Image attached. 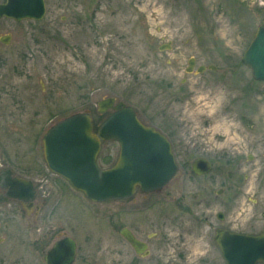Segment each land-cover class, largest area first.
Returning <instances> with one entry per match:
<instances>
[{
    "label": "rangeland",
    "instance_id": "obj_1",
    "mask_svg": "<svg viewBox=\"0 0 264 264\" xmlns=\"http://www.w3.org/2000/svg\"><path fill=\"white\" fill-rule=\"evenodd\" d=\"M45 5L41 21L0 20V36H11L9 45L0 43V144L10 154L19 151V159L31 152L25 157L40 161L41 140L54 124L87 113L97 130L109 115L98 113V103L114 98L170 141H199L215 161V188L231 192L226 217L237 227L255 219L254 231H263L264 82L252 79L241 55L264 24V0H45ZM191 58L195 65L187 74ZM200 66L206 70L197 73ZM114 150L108 141L101 154ZM232 154L247 162L228 177ZM98 163L106 165L101 158ZM43 182L48 202L57 204L54 221L46 212L35 219L19 208V224L0 227V264H45L57 232L65 230L78 244L75 264L219 263L210 235L196 239L181 258L177 225L183 223L169 204L136 216L134 230L150 245L149 256L139 258L118 234L128 222L115 226L114 203L92 204L52 175ZM195 189L188 202L198 194ZM223 211L217 200L210 214ZM199 229L205 233L204 226Z\"/></svg>",
    "mask_w": 264,
    "mask_h": 264
},
{
    "label": "water",
    "instance_id": "obj_2",
    "mask_svg": "<svg viewBox=\"0 0 264 264\" xmlns=\"http://www.w3.org/2000/svg\"><path fill=\"white\" fill-rule=\"evenodd\" d=\"M44 13V0H5L4 4H0V19L16 22L40 20ZM10 40L8 35L0 37L4 45H8ZM168 48L161 47L159 50ZM241 63L250 70L253 80L264 82V24L256 29L241 55ZM187 65L186 73H191L195 61L191 58ZM205 70L204 66H200L196 72ZM114 103L113 98L98 103L100 113L109 109L117 112L107 118L96 133L91 117L83 113L60 121L42 139L47 167L94 203L129 198L136 186L147 192L158 190L176 170L167 139L155 129L143 125L132 108ZM107 140L120 142L121 155L116 166L103 170L98 167L96 159L101 144ZM17 183L19 195L28 194L30 197L25 198L26 201L31 199V183L21 179ZM121 234L137 255H149L146 244L127 230ZM216 242L227 264H264V233L250 237L218 231ZM74 258L75 243L65 238L55 243L43 260L45 264H72Z\"/></svg>",
    "mask_w": 264,
    "mask_h": 264
},
{
    "label": "flooded vegetation",
    "instance_id": "obj_3",
    "mask_svg": "<svg viewBox=\"0 0 264 264\" xmlns=\"http://www.w3.org/2000/svg\"><path fill=\"white\" fill-rule=\"evenodd\" d=\"M4 2L5 0L2 3ZM45 15L43 16V18L45 17ZM107 112H109V115L104 119V121L111 114L117 111L108 110ZM98 113L103 114L99 112V108ZM143 124L147 127L155 129L167 138V136L160 130L149 126L146 123ZM167 140L170 143L171 153L173 154L176 166V170L172 178L158 190L147 192L141 190L139 186H136L133 195L129 198L108 201L114 203L115 205L112 212V219L115 223V226L119 227L122 219H125L128 222L127 225H124L118 229V234L120 235L122 240L131 248V250L137 257L143 258L142 256L135 253L134 249L127 243L121 233L124 230H127L137 240L146 244L148 247L147 249L150 250L149 243L139 238L136 234V231L134 230L136 221L139 218L136 216L144 214L146 211L151 210L156 205H161L164 203L169 204L171 205L170 210H174L176 212L177 220H182L183 223V225L180 224V228L177 225V229L180 230V236L178 238L179 246H177L176 248L179 251L178 254L182 255L181 258L187 257V255H189V250L192 244L197 241L196 239H199L198 241L204 240L208 235H210L213 252L217 254V258L219 257L218 264H227L222 251L216 242V235L218 231H225L230 234L245 236H258L263 234L264 230L258 233L254 231L255 224L257 223L255 222V219L249 221L252 223L248 222L245 224H240L239 227H237L231 219H228V217H226L225 211L230 209L231 203L233 202L231 192L223 188H215V161L213 162V157L206 154L205 149L203 148L204 146H202L199 141L193 140L185 142L184 140H178L176 143H174L168 138ZM108 141H112L114 143L115 150L112 151L111 155L107 152L101 154L104 144ZM188 147L202 148L191 149ZM41 148L42 156L40 161L38 159L28 160L25 156L31 155V152L19 159V151H17L15 155L10 154V151L7 149L6 145L4 143L0 144V227H2L3 229H6V227L10 224H19V208H21L28 217L33 216V218L35 219L41 214L43 216V213L46 212L48 221H54V209H57V204L48 202L50 196L46 194L48 192L47 190H45L46 186L43 182V178H45L47 175H52L53 177L62 179V181H64L68 185L69 183L63 178L54 174L47 167V164L44 161L42 140ZM120 155L121 145L118 140H107L103 142L99 150L97 163L98 159L101 158L102 161L106 162V165L104 166L98 163L99 168L108 169L116 166L120 160ZM232 155L233 159L231 161L234 162L232 165L230 164L231 168L227 170L226 175L228 177H230V175L235 176L240 173L244 169L245 163L247 162L245 161L243 163L242 160H240L239 157L236 156V154ZM228 159L229 156L226 157V162L228 161ZM247 159L252 160L250 156H248ZM19 179L29 181L32 185L33 196L28 201H26L25 199L30 197L28 194L22 195V193H20L19 195V184H15L17 180L19 181ZM13 182L15 183L13 184ZM70 188L71 190H73L71 186ZM193 188H196L195 190L198 194H194L192 196V202H188L187 195L188 193H191L190 190H192ZM59 191L60 189L57 191L58 194ZM73 191L80 194V192H77L75 190ZM239 197L240 194L237 193L234 200L239 199ZM58 200H60V197ZM217 200L222 205L224 211L217 212L212 215L210 214V211ZM198 208H202V210L200 211ZM161 209L163 211L164 208ZM166 210L168 211V209ZM202 212H205V215H202L203 219L201 220L199 216ZM163 222L165 221L163 220ZM171 226H174V224H171ZM200 226H204L205 233H203V231L199 229ZM52 231L55 232L54 227ZM65 232H57V239L52 244V246L56 242L61 241L66 237L72 239L75 243V261L73 263L75 264L77 260L78 244L76 242V239L71 236H67ZM148 238L150 239L152 237L150 236ZM204 245L207 248L209 247L206 244ZM178 254L177 256H179Z\"/></svg>",
    "mask_w": 264,
    "mask_h": 264
}]
</instances>
